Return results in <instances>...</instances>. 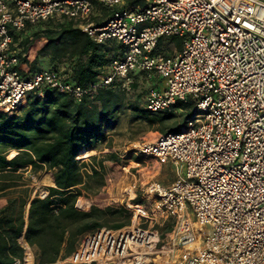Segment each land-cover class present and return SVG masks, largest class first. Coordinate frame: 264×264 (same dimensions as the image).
I'll use <instances>...</instances> for the list:
<instances>
[{
  "label": "built area",
  "instance_id": "obj_1",
  "mask_svg": "<svg viewBox=\"0 0 264 264\" xmlns=\"http://www.w3.org/2000/svg\"><path fill=\"white\" fill-rule=\"evenodd\" d=\"M127 1L0 0V112L45 87L75 102L93 100L102 88L127 87L137 72L160 80L148 89L145 110L171 111L178 100H191L200 111L179 131L137 149L172 161L178 179L150 182L131 223L97 228L70 257L47 264H264V0H142V7ZM95 5L112 10L103 24L91 20ZM50 19L71 20L94 42L115 40L121 51L86 86L61 69L23 77L13 33ZM163 37L180 38L181 48L157 50ZM135 190L133 182L131 195ZM153 216L176 222L160 247L158 234L140 227ZM147 234L155 240L146 243ZM19 242L38 264L33 247L23 236ZM105 256L113 259L99 261Z\"/></svg>",
  "mask_w": 264,
  "mask_h": 264
},
{
  "label": "trees",
  "instance_id": "obj_2",
  "mask_svg": "<svg viewBox=\"0 0 264 264\" xmlns=\"http://www.w3.org/2000/svg\"><path fill=\"white\" fill-rule=\"evenodd\" d=\"M126 4L143 6L142 0H129ZM99 11L91 16L95 24H103L112 12L101 5ZM174 38L175 45L170 50H179L181 39ZM11 46L17 51V68L23 77L39 70L40 57L47 56L54 63L52 69H60L56 62L70 61V66L61 70L71 81L86 86L108 62L104 46L94 42L71 20L50 19L28 25L13 33ZM142 73L131 74L128 85L134 86L132 78ZM127 87L102 88L93 100L84 98L80 102L45 87L41 95L29 93L25 104L17 109L0 112V264H29V251L24 255L21 236L35 249L38 264H47L74 253L79 235L88 230L118 229L130 223L132 208L142 203L140 193L113 201L109 199L111 183L107 194L102 191L91 197L82 178L85 162L77 158L81 150L94 149L106 140V129L123 104ZM174 107L180 109V126L161 129L156 138L179 131L200 113L191 100H178ZM136 110L150 124L174 116L140 107ZM11 150L16 154L10 158ZM98 166L103 167L104 161H98ZM28 168L32 172L42 168L53 171L54 186L45 188V196L32 195L30 179L25 176ZM91 171L98 172L94 165ZM170 231L163 232L162 237Z\"/></svg>",
  "mask_w": 264,
  "mask_h": 264
},
{
  "label": "rangeland",
  "instance_id": "obj_3",
  "mask_svg": "<svg viewBox=\"0 0 264 264\" xmlns=\"http://www.w3.org/2000/svg\"><path fill=\"white\" fill-rule=\"evenodd\" d=\"M175 41L176 38L174 37H163L158 44L157 50L171 53L173 50L170 49L175 45ZM174 49L178 50L176 47ZM132 79L135 84L134 86L128 85L126 98L111 120V126L107 128L106 140L91 149L90 156L80 159V161L85 162L81 169L85 183L84 188L91 197L98 196V193L102 191L107 194L112 183L109 199L122 201L132 196L130 191L133 182H136L137 185V190L133 194L138 192L141 196L143 193L142 189H145L150 182L167 186L178 179L177 170L172 161L169 159L160 161L150 155L138 154L137 149L141 144L155 140L161 129L167 130L173 125L180 126V109L174 108L171 111L160 112L161 114H172L174 116L166 118L162 123L150 124L138 115L136 109L139 107L143 108V101L148 89L158 86L160 80L153 73L150 75L142 73ZM15 153V150H11L8 155L12 157ZM109 153L114 156L109 158L107 156ZM91 156H95V159L90 158ZM100 160L104 161V166L101 168L98 166V161ZM93 165L98 172L92 174L91 167ZM52 172V170L45 168L34 172L28 168L25 171V176L30 179L32 195L37 193L41 196L47 192L45 188L50 185L45 180L52 175ZM51 177L53 178V175ZM142 202H145V200H142ZM147 210L148 208L146 207L142 209L145 213ZM136 213L138 214V212ZM134 216L135 214L132 212L131 217L133 218ZM175 226V218L171 216L155 218L153 216L152 220L140 223L142 229L158 234L157 247L167 242L169 234L175 230ZM169 229L171 231L162 237L161 234ZM90 232L88 230L79 235L77 244L86 241ZM31 257L29 256V264H32ZM68 257L70 256L66 258Z\"/></svg>",
  "mask_w": 264,
  "mask_h": 264
},
{
  "label": "crops",
  "instance_id": "obj_4",
  "mask_svg": "<svg viewBox=\"0 0 264 264\" xmlns=\"http://www.w3.org/2000/svg\"><path fill=\"white\" fill-rule=\"evenodd\" d=\"M99 12H100L99 11V5H95L93 12H92V15H98ZM104 48L106 50V56L108 58L121 51V47H120L119 43L115 40H111L108 43H106L104 45ZM53 64L54 63L50 62L49 57L43 56V57H40V59L38 61V69L50 68ZM55 64L57 65L58 68L64 69V68H66V67L68 68V66H70V61L62 60L60 62H56ZM115 114H116V112H115ZM106 133H107V129H106ZM28 255L31 257L30 253H28ZM31 259H32V257H31Z\"/></svg>",
  "mask_w": 264,
  "mask_h": 264
},
{
  "label": "bare ground",
  "instance_id": "obj_5",
  "mask_svg": "<svg viewBox=\"0 0 264 264\" xmlns=\"http://www.w3.org/2000/svg\"><path fill=\"white\" fill-rule=\"evenodd\" d=\"M91 149H84V150H81L80 151V153H79V155L77 156V158L78 159H83V158H85V157H87V156H90V154H91ZM48 174V173H47ZM46 174V175H47ZM48 176V175H47ZM52 176V175H51ZM51 176H49V178L48 179H46L45 181L49 184V185H54V181H53V178L51 177ZM136 215H137V213H136ZM147 237H148V241H146V243H149L150 241H154L155 240V236H154V234H147ZM148 245V244H147ZM147 248L149 247V246H146ZM145 249L146 248H143V247H141V253L142 254H144V253H146L145 252ZM106 259H113V257H110V256H105V257H103V258H101V259H99V261H101V260H106ZM103 262V261H102Z\"/></svg>",
  "mask_w": 264,
  "mask_h": 264
},
{
  "label": "water",
  "instance_id": "obj_6",
  "mask_svg": "<svg viewBox=\"0 0 264 264\" xmlns=\"http://www.w3.org/2000/svg\"><path fill=\"white\" fill-rule=\"evenodd\" d=\"M15 154H16V153H15ZM15 154H14V155H15ZM10 158H11V157H10ZM51 186H54V185H51ZM29 205H30V203L28 202V204H27V209L29 208Z\"/></svg>",
  "mask_w": 264,
  "mask_h": 264
}]
</instances>
